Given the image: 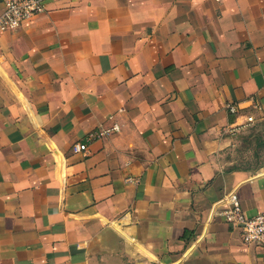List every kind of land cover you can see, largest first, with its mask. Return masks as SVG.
<instances>
[{
    "label": "crops",
    "instance_id": "0c3cea01",
    "mask_svg": "<svg viewBox=\"0 0 264 264\" xmlns=\"http://www.w3.org/2000/svg\"><path fill=\"white\" fill-rule=\"evenodd\" d=\"M44 2L0 32V264H264L219 214L264 211L226 129L264 124V0Z\"/></svg>",
    "mask_w": 264,
    "mask_h": 264
},
{
    "label": "built area",
    "instance_id": "2783aa9c",
    "mask_svg": "<svg viewBox=\"0 0 264 264\" xmlns=\"http://www.w3.org/2000/svg\"><path fill=\"white\" fill-rule=\"evenodd\" d=\"M0 32L18 29L26 20L42 13L45 10V0H0ZM229 113L237 115L239 106L237 103L226 104ZM260 109V105H254ZM122 109V108H121ZM237 118V117H236ZM256 123L255 116L250 113L245 119L238 122L236 119L227 126L230 133H236L241 129L253 126ZM119 130L117 122L99 125L87 132L84 139L72 144L73 152L86 153L88 144L94 140L103 138ZM221 201L224 207L219 211L223 220L231 227L240 230L241 240L244 244H264V211L254 215L245 213L234 192L225 194Z\"/></svg>",
    "mask_w": 264,
    "mask_h": 264
},
{
    "label": "rangeland",
    "instance_id": "374dc122",
    "mask_svg": "<svg viewBox=\"0 0 264 264\" xmlns=\"http://www.w3.org/2000/svg\"><path fill=\"white\" fill-rule=\"evenodd\" d=\"M227 159L231 168H256L264 165V124L239 130Z\"/></svg>",
    "mask_w": 264,
    "mask_h": 264
}]
</instances>
